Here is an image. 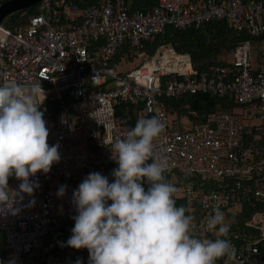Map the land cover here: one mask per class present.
I'll use <instances>...</instances> for the list:
<instances>
[{
    "label": "built area",
    "instance_id": "1",
    "mask_svg": "<svg viewBox=\"0 0 264 264\" xmlns=\"http://www.w3.org/2000/svg\"><path fill=\"white\" fill-rule=\"evenodd\" d=\"M39 4L40 13L26 25L0 24V84L41 83L48 143L59 144L61 159L47 174L32 177L39 187L16 199L17 214L0 211L5 249L0 261L35 264L43 241L77 215L73 191L89 173L115 162L110 148L132 128L130 120L158 116L165 132L156 146L165 150L172 172L190 177L180 197L193 215L199 211L195 218L202 238H216L203 226L214 208L240 210L244 201L263 206L245 224L255 237L228 233L235 255L217 262L264 264V70L253 63L251 40L236 46L229 66L205 71L170 44H160L153 54L144 50L169 27L198 29L225 22L237 33L259 37L264 0H158L149 11H133L123 0H100L85 8L65 0ZM125 47L137 49L133 61L138 64L130 71L120 69L133 62L127 55L115 62ZM199 94L235 107L217 109L195 123L191 118L198 114L189 111V104L178 109L182 113L166 104ZM120 105H126L122 113ZM12 178L19 188L20 181ZM204 184H210L207 191ZM61 186H67L63 197L55 195ZM37 259L39 264H88L89 253L46 250Z\"/></svg>",
    "mask_w": 264,
    "mask_h": 264
},
{
    "label": "clouds",
    "instance_id": "2",
    "mask_svg": "<svg viewBox=\"0 0 264 264\" xmlns=\"http://www.w3.org/2000/svg\"><path fill=\"white\" fill-rule=\"evenodd\" d=\"M45 99L41 83L0 84V211L17 214L16 199L39 187L32 177L47 174L61 159L59 144L48 143ZM164 132L158 116L138 119L110 148L118 165L113 181L92 172L73 191L77 215L67 246L87 249L88 264H217L234 257L223 211L214 208L204 221L213 240L199 236L188 207L177 206L178 188L166 176L172 165L155 143ZM12 177L20 181L18 190L9 187ZM66 187L58 189L59 197Z\"/></svg>",
    "mask_w": 264,
    "mask_h": 264
},
{
    "label": "trees",
    "instance_id": "3",
    "mask_svg": "<svg viewBox=\"0 0 264 264\" xmlns=\"http://www.w3.org/2000/svg\"><path fill=\"white\" fill-rule=\"evenodd\" d=\"M9 1V0H5ZM60 1V0H54ZM66 2L76 5L79 8H85L88 5L97 3L100 0H65ZM124 4L130 7L131 10H142L149 11L152 9L158 2V0H123ZM153 6V7H152ZM40 13V4L27 8L23 11L16 12L10 15L6 19V26H19L26 25L30 18L36 16ZM27 20V21H26ZM18 21V22H17ZM26 21V22H25ZM10 22V23H9ZM8 23V24H7ZM250 39L252 42V47L260 41H264V33L259 37H253L247 33H237L231 30L225 22H219L217 24H204L198 29L195 28H186V29H177L174 27H169L163 36L159 35L154 40H151L145 44L144 50L153 54L156 48L160 44H170L174 49L179 53H187L191 56L194 67L197 70L205 71L212 65H223L229 66V63L226 61H221L218 56L222 55L225 52H228L229 55L233 52L236 46L243 40ZM254 49V47H253ZM137 49L129 51L128 48H123L116 57L115 62L120 61L121 57L127 55L129 61H133L135 58ZM259 61V60H258ZM261 63L264 62V58L260 60ZM166 104L169 109L177 113H182L181 110H178L182 105L189 104V111L197 112V118H191L195 123L204 122L209 114L214 113L217 109H229L231 106L235 107L233 102H229L225 99H219L210 94H199L196 96H183L180 100H166ZM126 105H120L119 111L122 113ZM188 114V113H186ZM131 127H134L136 122L134 119L130 120ZM118 165L116 162L112 163L110 166L104 168L100 173L108 177L109 181H113L112 171ZM168 181L171 183L172 179L175 178L176 182L174 184L178 189L181 184H186L190 177H181L175 172H170L166 174ZM210 184H204L202 186L207 191V187ZM144 187L147 189L148 185L144 184ZM176 198L177 206H185V200L182 197ZM110 203V202H109ZM263 206L261 204L252 205L251 202L244 201L240 210L233 209L230 207L224 209L225 220L231 219L232 223L226 225L229 227V232H234L235 234L247 235L255 237V232H250L246 229L245 224L251 219L252 215L260 210ZM252 212V213H251ZM241 213V214H240ZM199 211L194 213V216L199 217ZM72 222V223H71ZM74 220L71 219L69 223H66L62 226L55 234L47 237L42 246L36 252L37 256L42 252L48 250L52 253H61L69 250H75L67 246V240L72 235L71 229L74 227ZM69 224V225H67ZM64 227V228H63ZM199 234V233H198ZM201 237V235L199 234ZM243 237V236H242ZM202 238V237H201ZM245 238V237H243ZM210 239V237H209ZM242 241V240H241ZM37 256L35 255V264L38 263ZM217 264H219L217 262Z\"/></svg>",
    "mask_w": 264,
    "mask_h": 264
},
{
    "label": "rangeland",
    "instance_id": "4",
    "mask_svg": "<svg viewBox=\"0 0 264 264\" xmlns=\"http://www.w3.org/2000/svg\"><path fill=\"white\" fill-rule=\"evenodd\" d=\"M7 2V1H6ZM8 18V17H7ZM6 18V19H7ZM6 19L3 21V23H6ZM254 47V49H253V58H254V60H253V63H254V65H257V62H259L260 63V60L262 59V58H264V55H263V53H264V41H260V42H258V43H256V45H254L253 46ZM218 58L221 60V61H226V62H228L229 61V59H230V57H229V53L228 52H225V53H223L222 55H220V56H218ZM257 60V61H256ZM259 60V61H258ZM137 64H138V61L137 60H135V61H133V62H130V63H124V64H122V66H121V71H130V70H132V69H134L136 66H137ZM58 179H54V183H55V185L57 186L58 185ZM175 183L176 182V179L175 178H173L172 179V182L171 183ZM185 185V184H184ZM184 185L183 184H181L180 185V187H179V189H178V192L176 193V196L177 197H180V196H182L183 195V188H184ZM9 187L11 188V189H17L18 188V186L16 185V183L15 182H13V178H10L9 179ZM57 190L55 191V195L56 196H58L57 195ZM228 222L231 224L232 223V220L231 219H228V220H225L224 221V223L226 224H228Z\"/></svg>",
    "mask_w": 264,
    "mask_h": 264
},
{
    "label": "water",
    "instance_id": "5",
    "mask_svg": "<svg viewBox=\"0 0 264 264\" xmlns=\"http://www.w3.org/2000/svg\"><path fill=\"white\" fill-rule=\"evenodd\" d=\"M42 0H9L0 6V24L10 15L39 4Z\"/></svg>",
    "mask_w": 264,
    "mask_h": 264
},
{
    "label": "crops",
    "instance_id": "6",
    "mask_svg": "<svg viewBox=\"0 0 264 264\" xmlns=\"http://www.w3.org/2000/svg\"><path fill=\"white\" fill-rule=\"evenodd\" d=\"M264 55V53H263ZM229 57L231 58V55H229ZM230 60V59H229ZM257 61V60H256ZM229 62V61H228ZM255 67L258 69V70H264V62L263 63H259L257 62V65H255ZM4 240H3V237H2V234L0 233V258L3 256L4 254Z\"/></svg>",
    "mask_w": 264,
    "mask_h": 264
},
{
    "label": "bare ground",
    "instance_id": "7",
    "mask_svg": "<svg viewBox=\"0 0 264 264\" xmlns=\"http://www.w3.org/2000/svg\"><path fill=\"white\" fill-rule=\"evenodd\" d=\"M152 7H153V6H152ZM26 21H27V20H26ZM26 21H25V22H26ZM17 22H18V21H17ZM9 23H10V22H9ZM7 24H8V23H7ZM161 36H163V35H161ZM117 62H118V61H117ZM251 213H252V212H251ZM240 214H241V213H240ZM71 223H72V222H71ZM67 225H69V224H67ZM63 228H64V227H63Z\"/></svg>",
    "mask_w": 264,
    "mask_h": 264
}]
</instances>
